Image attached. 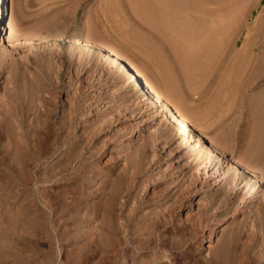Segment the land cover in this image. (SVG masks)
Listing matches in <instances>:
<instances>
[{"label": "rangeland", "instance_id": "obj_1", "mask_svg": "<svg viewBox=\"0 0 264 264\" xmlns=\"http://www.w3.org/2000/svg\"><path fill=\"white\" fill-rule=\"evenodd\" d=\"M3 1L4 14L0 20V39L5 40L3 46L0 45V246H8L0 249V264H46L45 254L55 256L53 264H73L83 242L74 234L78 229L89 231L94 237L100 231V217L93 215L92 208L100 205L105 186L120 173L126 177L119 179V183L129 192L119 200L124 202L128 193L133 196L122 207L123 216L138 215L149 220L156 212L175 207L176 220L166 226L156 254L166 251L180 233L187 235L191 222L198 216L213 213L203 223L197 240L189 246L187 243L180 249H172L166 261L211 264L210 250L229 240L230 255L242 259L249 257V264H264V178L244 173L258 182L252 197L240 203L233 192H225L230 188L223 172L227 165L218 162L222 164L220 167L216 163L218 160H201L200 154H195L201 147H194L196 142L190 134L169 132L165 117L125 80L118 65L108 67L102 61V53L70 42L74 35L81 38L85 35L118 50L127 64L153 88L165 92V84L171 82L200 115L213 106L211 115H207L211 118L201 123L209 125L199 129L210 137L215 133L217 136L223 134L219 135L222 138L219 141L227 156L233 155L242 161L249 159V164L264 173V0H172V8L168 6L171 0L166 4L168 0H146V3L138 0L143 2L140 9L137 8L139 3L134 5L133 0ZM205 1L210 5L205 6ZM218 1L222 4L218 5ZM163 3L168 6L166 13L162 10ZM144 4H151V8ZM184 4L186 7L181 6ZM194 4L200 5L201 13ZM216 5L225 11L220 10L222 18L220 12L216 16V10L211 9ZM231 5L233 10H229ZM143 6L147 12L152 9L154 21L147 19ZM174 7L177 10L168 13ZM157 8L163 20H159ZM208 9L216 16V27L207 24L211 27L209 31L207 26L209 33L206 32L210 40L197 35L194 27L197 38L193 36L194 41L190 43L199 46L194 44L193 50L188 43L193 50L189 52L188 47L176 42L174 48V40L178 39L171 30L175 28L170 27L174 26V19L178 21V15L183 13L207 17ZM161 12L169 20L173 19L171 25L164 22L168 18ZM217 18H220V25ZM178 22L174 24L180 26ZM198 28L203 30L201 33L199 29L200 34L207 31L202 25ZM224 29L227 32L223 33H228L230 39L221 33ZM209 34L214 36L211 38ZM220 34L226 39L224 45ZM8 35L12 42L8 41ZM211 41L215 45H211ZM185 50L193 55L196 53V58L192 60ZM183 58L186 64L189 62L188 66L184 65ZM7 111H14L17 118H22L23 134H32L36 127L40 129L37 133L43 149L37 162H29L24 186L15 185L11 196L10 181L20 183L21 177L16 171L12 173L14 178L11 177L8 169ZM67 121L71 125L66 139L75 146L73 154H81V159L72 163L68 173L71 172V176L79 168V179L69 187L63 181L53 184L55 178L40 182L39 169L48 171L58 166L60 153L52 141L58 132L67 133L68 130L59 127ZM254 142L258 146L252 148L256 145ZM200 153L208 154L203 149ZM237 182L240 184L241 180ZM78 187L88 191L86 206L89 212L77 216L70 212L65 220L57 219L56 229L66 233L62 241L56 238L50 243L36 238L29 233L25 222L17 224L11 217L22 196L25 202L36 200L44 216L49 213L51 217L52 210L41 199ZM239 194L242 195V191ZM135 206L137 209L133 208ZM115 207L118 210L119 205ZM135 224L140 226L145 221L132 222V226ZM48 228L52 231L50 223ZM91 248L93 254L75 264H108L109 258L103 253L97 236Z\"/></svg>", "mask_w": 264, "mask_h": 264}, {"label": "bare ground", "instance_id": "obj_2", "mask_svg": "<svg viewBox=\"0 0 264 264\" xmlns=\"http://www.w3.org/2000/svg\"><path fill=\"white\" fill-rule=\"evenodd\" d=\"M134 1L135 0H133V2H132L134 5L136 2L139 3V4L136 3L138 6L137 8L142 7L139 5L143 4L144 1L146 3V0H143V2H139L138 0L135 2ZM155 1H157V0H154V2ZM160 1H162V0H160ZM164 1H166V0H164ZM164 1H162V2H164ZM180 1H182V0H180ZM180 1L178 3H180ZM219 1L217 2L218 5L222 4V3L219 4ZM230 1H232V0H230ZM3 2H4L3 0H0V4H1V6H0V20L3 19V14H4V10H3L4 3ZM150 2H148V3H150ZM157 2L155 3V5L158 6ZM202 2H204V0ZM207 2H208V0H207ZM207 2H206V4L205 3H203V4L205 6L210 5ZM214 2H216V1L214 0ZM164 3L165 4L169 3V0L167 2H164ZM164 3H163V9L162 10H165L166 9L165 7H168V6L170 7L172 4V0L170 1V4H168V6L167 5L164 6ZM144 5H146V4H144ZM149 5L150 6H148V5H146V6H148V8L149 7L151 8V4H149ZM161 5L159 2V6H160L159 8L162 7ZM190 5H191V3H190ZM198 5L196 4L195 7H197ZM146 6H143V8H142L143 10L142 9L141 10L143 12L145 11V13H147L146 14L148 16L147 19L151 18V20L154 21V19L151 16V14L155 15V14H153L154 12L151 13L152 9H149L150 12L149 11L147 12L146 10H148V9L147 8H146V10L144 9ZM173 6H174V4H173ZM179 6H180V4H179ZM181 6L186 7L185 4L181 5ZM199 6L197 7L198 13L200 12L199 9L202 10V8H199ZM225 6L226 5H224V8H225ZM217 7H218L217 5H216V8L211 7V9L214 8L213 10H216V13H214L216 16L220 12V10L224 11V9H222L223 7L222 8L219 7L221 9H219ZM226 7L228 8V6H226ZM159 8H157L156 11H157V13L159 12L158 13L159 18H160L159 20H163L164 18L161 19ZM170 8H172V6ZM179 8H181V7H179ZM232 8H233V5H231V8H229V10ZM175 9H176L175 7L172 10L169 9L168 13L172 12ZM206 9H207V7H206ZM193 10L195 12L196 9H193ZM197 10H196V12H197ZM208 10L210 11V14L207 17H203L202 15H197V14H192V13H185V14L183 13L181 15H178V18L177 17L176 18L178 21H181L180 23L178 21L174 22L175 19H174V21H173V19L169 20V17L166 16V14H163L161 12L163 14V16L164 15L166 16L165 18H168V19H165V21H164L165 23L168 22V26L173 21L172 25H174V26H170V27H174L175 29L171 28V30L173 32V35H176L175 37H177V35H178V39H176L177 41L174 40L175 38L173 39L174 40L173 45H176V46H174V48L177 47V44H180L181 46L183 45L184 47H188V43H189V45L193 46L191 48H193V50H195V45H198L195 43H194L195 45L192 44L193 43L192 41H194V40H192L193 36H195V38H197L196 34H194L195 28H196V31L198 32L197 35H203L204 39L208 37L206 34L209 33V31H211V27L213 28L215 26V22H216V16L213 15V10H210V9H208ZM167 11L168 10H165V13ZM138 12L141 13L140 10H138ZM143 12L141 13L142 16H143ZM168 13H167V15H168ZM223 13H225V11ZM220 14H221V12L219 13V15ZM11 15H12V10L10 11V17H11ZM173 15L170 14L171 17ZM220 16H221L220 18H222V15H220ZM220 18H217V24H218V20ZM151 20H149V21H151ZM177 22L180 24V26L174 24V23L177 24ZM194 22L198 23L199 25H202V27H204V28H207V26H208V28L210 30L207 28V31H204L205 34H200L199 31L202 29L198 28L199 25H197V24H195L196 25L195 26ZM204 23H206V24H204ZM207 24L211 25V27H209V25H207ZM205 25H206V27H205ZM218 25H220V24H218ZM176 26H177L179 33L174 32V31H177ZM179 27L181 28L180 30H179ZM214 29H213V31H214ZM247 29L248 28H246V30ZM221 30H220V32H221ZM224 30L221 33L227 32V30H225V31ZM201 33H203V30L201 31ZM210 33H212V32H210ZM213 34L212 35L209 34V35H211V38H212V36H214ZM227 34L228 33H226L224 35H227ZM221 35L222 34H220V37H221ZM228 35L226 37L227 38L229 37V39H230L231 36H228ZM83 37L84 38H81L78 35H74L71 37L70 42L78 44L80 46H84L85 48H88L92 51L95 50L96 52L102 53L103 54L102 61L108 67L112 68V66L118 65L117 69L124 72L123 76H124L125 80H127L128 83L132 84L134 88H137L142 93V95L144 96V99L147 98L150 105H152L156 109L157 112L161 113L162 117H165L164 120L166 123H168L169 132L175 133L176 135L180 131L190 134L191 138H193L196 142L194 147H196L198 145L201 147L200 150H196V153H195L197 156L200 154L199 158L201 160L207 159L209 162L211 160H213V161L218 160V161H216V163L222 162V164L227 165V168L224 169L223 172H224V175H226L225 182H226V184H229L228 187H230V188L228 190H226L225 192L228 191L227 193H229V194H231L233 192L234 195L238 196V200L240 203H245L246 202L245 198L252 197L258 181L255 178L252 179L251 177H246L244 175V173H249L250 176L260 177V178H264V173H262L257 168L253 167L251 164H249V162L247 161L249 159H247V160L244 159L245 161H242V160H239L238 158H235L233 155L227 156L226 150L223 147L224 145L221 144V142H220L221 137H219V135L222 136L223 134H219L217 136V135H215L216 133L215 134L212 133L215 137L214 138L212 136L210 137L209 133H208L209 134L208 135L207 133H205L199 129L203 125V124L201 125V123H203V122L207 123L206 119H208L209 117L211 118V116H210L212 113L211 109L213 108V106L212 107L210 106L211 104L209 105L210 109L207 108L206 109L207 111H204L205 113H202V115H200L198 113L199 111L196 110V108H194V106H192L190 103H188L186 101L182 92L177 90L176 87L171 82L165 84V86H164L165 92H162V90L159 91V90L153 88L140 75V73L134 67L127 64V62L123 59V57L118 52V50L116 51L115 49L104 46L103 44L94 42L93 39H91L85 35ZM198 37H200V36H198ZM202 37H200V38L202 39ZM222 38H223V36L221 37L220 40L222 42V45H224L223 42H226V39L224 40V38H223V41H222ZM201 39H199V40H201ZM245 39L246 38H244V40ZM209 40L210 39L207 38L206 41H209ZM215 40H217V37ZM215 40L213 42H215ZM244 40H243V42H244ZM8 41H11L10 35H8ZM4 42H5V40L3 38H1L0 39V45L3 46ZM176 42H178V43L176 44ZM190 42H192V43H190ZM213 42L211 41V43H212L211 45H215V43L213 44ZM31 47H33V46L31 45ZM189 47L187 49L190 52L192 49H190ZM182 51H184V50H182ZM188 51H186V52L190 56L187 54L186 55L184 54L186 59L189 57L191 59H192V57H193V59L196 58L194 56L196 54L195 52H194L195 54L193 55V54L188 53ZM184 56H182V57H184ZM187 56H189V57H187ZM182 60L185 62L184 58ZM242 62L243 61L241 59V63ZM188 63L189 62H187V64ZM187 64L185 62L184 65H187ZM179 110H181L182 113L179 112ZM208 114H210L209 117H207ZM5 123H6V128H7L8 137H9V142H8V146L6 149L8 154H9L8 169L10 172L9 171L8 172L10 173L11 177H13V178H14V174H12L13 171L18 172L19 173L18 175L21 177L20 183H18V182L15 183V181H13V182L10 181L9 193L11 196V194H13V188L15 187V185L16 186H20V185L24 186L25 182L27 181L26 176H27L28 164L37 162L43 155V149L41 148V144L39 141V134L38 133H39L40 129H38L36 127L32 130L33 131L32 134H29V135H27L26 133L23 134L22 118H17V113H15L14 111H7V115L5 116ZM69 125H71L69 121H67L63 124H60L59 127L61 129H65L68 131L66 134H63V132H61V131L58 132L57 137H54L53 141H52L53 146L60 153V157L57 160V164H56L58 166L55 169L51 168L48 171H41V169H39L38 172L36 171L38 174V177H39L38 180L40 182H42L43 180H49L50 181L51 179L55 178L53 184H59V183H61L60 181H63V183L68 186L70 183H73L74 181H77V179H79V177H78V176H80L79 168H77L76 171L72 172L71 176H70L71 172H69L70 174L68 173V171L70 169H72V163L76 159H79L81 156V154L79 152L73 154L75 146L73 145V143L68 142L66 139L69 135V129H70ZM205 125H203V126H205ZM207 125H209V123ZM17 129H19V130H17ZM45 129L48 131L49 127L45 128ZM258 135H259V133H258ZM223 139H224V136H223ZM253 139H254V137H253ZM24 141H25V143L23 145ZM254 143L256 144L257 142H254ZM252 146H253L252 148H254V146L256 147L258 145L253 144ZM202 149L207 151L208 154H206V153L201 154L200 152ZM52 155H50V156H52ZM218 164H219L218 166L222 167L221 163H218ZM82 169L83 168L81 167V170ZM123 177H126V175H124L123 173H120L114 180L111 181V183L109 185L105 186L104 192H102L104 195V199L102 201H100V205H96L92 208L93 215L95 217H98V216L100 217V224L98 225L100 231L94 237H93V233H91L89 231L78 230V229L76 231V234H74L75 237L83 239V242H82L81 246L78 247L77 254L73 258L72 263L73 264L81 263L79 261H81L85 257H90L93 254L94 249H92L91 246H92V243L95 241L96 236H97V238H99V240L101 241V244L103 246V253H105L106 256L109 258L108 264H175V262L173 263V261L169 262V261L165 260L166 258H169L170 251L172 249H180L187 243L189 246L193 242H195L199 236L198 234H199V231L201 230L203 223L206 222L207 220H209L210 215H213V213L208 214L205 212L204 215L198 216L196 220L191 222V228L188 231L187 235H185L184 232L180 233L179 236L174 237V239L171 241L170 245L168 246V249L166 250L168 252L163 251L162 254L161 253L156 254L157 247L160 248L159 241L162 239V237L165 236V230L167 229L166 226L171 224V222H175V220H176V218H175V207L174 206L168 207L161 212H156L152 217L149 218V220H147V218H145L144 216H138V215H136V216H123L122 211H121L122 207L126 206L130 202V200L133 198L132 194L128 193L126 195L127 198L124 202H121L119 200L120 197L124 196V193L129 192V191H127L128 190L127 187H123L119 183V179H121ZM69 180H72V182ZM237 180H241V183L239 184L237 182ZM24 188L25 187H23V189ZM239 191H242V195L239 194ZM87 194H88V191L86 192V189H82V188L80 189L78 187V188H71L70 190L68 189L65 191H59L55 195V197H50L49 199H46V198H45V200L41 199V202L52 210V216L51 217H50L49 213L46 214V216H44L43 210L38 205V203L35 202L36 200L34 201V199H33V200L25 202V197L22 196L20 198L21 203L18 204V207H17L15 213H12L11 217L14 220V222H17V224H23L25 222L27 224V226L29 227L28 228V230H30L29 233L32 234L33 236H35L36 238L47 240L50 243L53 240H55L56 238L58 241H62L64 239V237H65L64 235L66 233L64 231H60L59 229L57 230L55 227L56 226L55 222L57 221V219L65 220L66 215H68L70 212H73L74 216H77V214H79V213H83L86 215L89 212V209L86 206V202H87L86 195ZM42 197H43V195H42ZM142 198H145V197L143 196ZM116 204L119 205L118 210L115 207ZM133 208L137 209V206H135ZM215 214H217V213H215ZM143 219L145 221V224L140 225V226H137L135 224L134 226H132V222L141 223ZM49 223L51 224L52 231L50 228H48ZM103 229H106V231H103ZM23 232H25V231H23ZM21 236H23V235H21ZM22 238H25V237H22ZM18 239H19V236H18L17 240ZM19 241H21V240H19ZM6 246H8V245L0 246V249L5 248ZM230 246H232L231 241L227 240L224 243H222V245L218 246L217 249L210 250L208 259H210L211 264H245V263L249 264L250 263L249 257L242 259V258H238L237 256H233L232 254L230 255V253L228 252V249H230ZM152 250L154 252H152ZM149 251L151 253L147 254V252H149ZM204 258H206V257H204ZM45 259H46V264H53L54 260H55V256H53L51 254H45L44 260Z\"/></svg>", "mask_w": 264, "mask_h": 264}]
</instances>
